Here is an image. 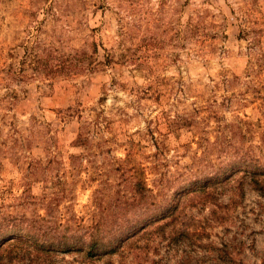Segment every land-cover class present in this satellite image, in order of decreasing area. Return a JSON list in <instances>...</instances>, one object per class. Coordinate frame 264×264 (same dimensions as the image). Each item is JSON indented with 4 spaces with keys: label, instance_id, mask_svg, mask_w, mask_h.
I'll use <instances>...</instances> for the list:
<instances>
[{
    "label": "rangeland",
    "instance_id": "obj_1",
    "mask_svg": "<svg viewBox=\"0 0 264 264\" xmlns=\"http://www.w3.org/2000/svg\"><path fill=\"white\" fill-rule=\"evenodd\" d=\"M253 177L264 0H0L9 264H264Z\"/></svg>",
    "mask_w": 264,
    "mask_h": 264
},
{
    "label": "trees",
    "instance_id": "obj_2",
    "mask_svg": "<svg viewBox=\"0 0 264 264\" xmlns=\"http://www.w3.org/2000/svg\"><path fill=\"white\" fill-rule=\"evenodd\" d=\"M254 178H256V177H253V181L256 184V189H258L261 192L264 191V184H262V182H259L257 179H254ZM207 195H209V193H207ZM167 225H168V223H165L164 225H161V226L158 225V229L161 230L162 228H165V226H167ZM115 237H117V236H115ZM21 241H22L21 239L20 240L16 239V241H11L8 244V246H6V247H4L3 245H0V264H9V263H12L13 260H15L16 254L14 257H12V254L14 253V251L18 250V249H16L17 246L19 247L20 245H23V243L20 244ZM24 246L20 248V252L29 250L28 247H24ZM96 246L97 245L95 243H92L86 251L83 249L85 255L94 258V256L97 255V252L93 248H97ZM78 248H77L78 249L77 253L81 252V250H82V247H78ZM5 250L7 251L6 253H4ZM44 252L48 253V254H46V257H49V258L51 257V254H49V252L47 250ZM24 253H27V252H23V254H21L20 258H23ZM41 258H45V256H43L42 253H36V255L33 256V258L30 259L28 262L22 261L21 263L22 264H35L37 262V259H41ZM5 259H6V262L4 261Z\"/></svg>",
    "mask_w": 264,
    "mask_h": 264
}]
</instances>
